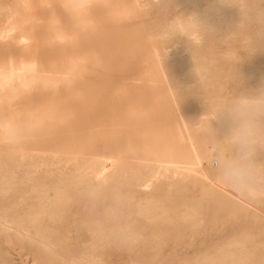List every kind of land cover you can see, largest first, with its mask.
Instances as JSON below:
<instances>
[{
  "label": "bare ground",
  "instance_id": "obj_1",
  "mask_svg": "<svg viewBox=\"0 0 264 264\" xmlns=\"http://www.w3.org/2000/svg\"><path fill=\"white\" fill-rule=\"evenodd\" d=\"M170 2L180 11L144 43L117 52L107 42L124 22ZM246 13L251 22L243 24ZM263 35L261 0H0V264H16L7 243L28 248L38 264L162 263L165 232L200 230L208 194L180 204L169 192L128 200L130 191L193 173L194 183L215 144H229L227 119L208 123L229 97L216 83L219 63L264 55ZM131 64L135 72L125 75ZM176 70L207 92L176 101L179 84L190 82L168 75ZM243 75L264 84L259 67ZM145 85L151 91H139ZM102 109L106 127L102 114L91 121ZM187 128L217 137L192 145ZM213 180L234 191L223 171ZM237 193L264 202V180H242ZM74 231L86 232V241H72ZM251 239L233 235L211 253L168 264H248Z\"/></svg>",
  "mask_w": 264,
  "mask_h": 264
},
{
  "label": "rangeland",
  "instance_id": "obj_2",
  "mask_svg": "<svg viewBox=\"0 0 264 264\" xmlns=\"http://www.w3.org/2000/svg\"><path fill=\"white\" fill-rule=\"evenodd\" d=\"M261 3L264 4V0H261ZM107 8L108 7H105L104 5L99 6L97 9L98 14L102 15ZM179 11L180 9L177 8L173 2L168 3L167 6L163 8L153 7L149 10L148 14L145 13V15L139 17L140 19L138 18L136 21L124 22L119 34L116 37L114 36L107 40V42L112 44L117 52L125 50L129 45L133 46L136 43H144L148 40V33L165 25V22ZM261 40L264 43V35ZM238 44L239 43L236 42V45ZM120 56L121 54H117L116 57ZM138 58H140V56L136 55L135 59ZM219 65L221 71L218 72L216 83L219 86L221 84L224 85L222 90L228 96L234 92L240 93L255 89L263 84L258 79H248L243 75V71H247L249 68L252 69L259 67L264 70L263 54H257L254 57L244 55L237 60H228L224 58ZM135 70V66L131 64L129 65V68L124 71V74H132ZM116 74L120 75L121 70L119 69ZM168 75H177L180 76V79L182 80H190L188 85L182 83L179 84L178 97L176 96L177 99L175 100L180 103H188L194 95L203 91L204 93L207 92V90H201L200 83H196V81L191 78H186L183 71H172ZM151 89V87L145 85L139 91L148 92L151 91ZM158 91L161 93L164 91L162 85L159 87ZM132 95L134 99L139 98L137 89H133ZM174 103L175 102H171L169 105H164L163 109L169 110ZM102 108L105 107L102 106ZM105 112V109H102L99 112H93L90 115L93 118L91 121H95V117L102 114V117H100L98 122L102 124V127H106L109 122L105 120ZM132 124L133 128H138V123L134 122ZM186 131L189 137H191L190 144L192 145H195L196 142L199 143L204 139L213 140L217 137V134L207 133L206 131L197 132L194 129L189 128H187ZM118 136L117 142L119 143L121 137ZM189 153L190 152H187L186 154L189 155ZM208 154L211 161L205 164L202 163L197 167L199 178L195 180L194 183L191 181L194 178L193 173L185 179L174 181L171 185H168L169 183L167 180H160L157 183L158 186L148 192L145 190L138 191L137 189H132L130 191L131 198L128 200L132 201L148 194L164 195L166 192L171 194V196L167 198L169 201L180 204L183 202H201L204 201L202 195L208 194L210 196V202L205 203L206 209L208 208L209 211L205 215L206 220L201 225V229L198 231L185 229L182 236L174 231L165 232V237L168 239H166L164 243L162 256H160L163 262H156V264H168L170 260L177 261L181 258L193 257L197 254L204 255L205 253H211L221 241H228L233 235L241 234H248L252 237L251 241H248V245L251 250L256 252L255 255H253V259L248 264H260L255 262L256 258H264V202L259 201L256 198L245 197L237 193V191L229 193L227 190L223 189L221 185L214 183V175L223 171L225 161L232 156V147L230 144H225L223 146L215 144ZM261 158H264V153H261ZM184 160L185 158H181V166L183 165ZM131 161H136V159H131ZM82 191L83 188L81 187L74 188V192L76 193H81ZM197 193L199 196H196L198 195ZM106 202L109 201L104 199L99 205L106 204ZM87 237L88 235L84 231L80 233L74 231L71 239L74 242L81 241V243H83L86 241ZM176 239H179V241L176 242ZM6 245L12 247H10V251L16 264H38V260L34 259L33 252L28 248L8 243ZM14 249L17 250L15 251ZM21 251L23 254L20 253Z\"/></svg>",
  "mask_w": 264,
  "mask_h": 264
},
{
  "label": "clouds",
  "instance_id": "obj_3",
  "mask_svg": "<svg viewBox=\"0 0 264 264\" xmlns=\"http://www.w3.org/2000/svg\"><path fill=\"white\" fill-rule=\"evenodd\" d=\"M250 15H242L243 24L251 22ZM185 18L201 30H208L196 16ZM247 39L252 41V35H248ZM208 114L209 111L201 119ZM220 117L228 121L225 140L232 147V156L224 164L223 178L234 191L239 192L242 180H264V158H261V153H264V84L252 90L231 93L210 116L208 123Z\"/></svg>",
  "mask_w": 264,
  "mask_h": 264
}]
</instances>
